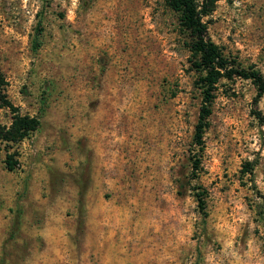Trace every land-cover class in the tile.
<instances>
[{"label":"rangeland","instance_id":"rangeland-1","mask_svg":"<svg viewBox=\"0 0 264 264\" xmlns=\"http://www.w3.org/2000/svg\"><path fill=\"white\" fill-rule=\"evenodd\" d=\"M203 20L264 81V0ZM194 60L166 0H0L1 98L40 118L1 147L0 264H264V95L220 79L194 155Z\"/></svg>","mask_w":264,"mask_h":264},{"label":"trees","instance_id":"trees-1","mask_svg":"<svg viewBox=\"0 0 264 264\" xmlns=\"http://www.w3.org/2000/svg\"><path fill=\"white\" fill-rule=\"evenodd\" d=\"M217 1L218 0H166L169 8L179 15L180 27L191 37V51L195 57V60L192 62V67L200 74L198 85L201 89L202 99L192 138L194 155L202 151L203 133L207 118L210 114L209 105L213 98L212 93L220 79L239 77L241 79L251 80L258 89V96L264 95V81L261 74L252 69L229 66L228 60L222 55L219 48L206 37L207 26L203 18L211 13ZM39 31L40 30H37L35 36L36 43L40 35ZM3 84L4 80L0 73V101H2V103H4L3 105L12 113L10 126L0 127V151L2 145L4 147L9 144L15 145L28 138L40 125L39 117L19 114L16 108L1 98ZM43 113L44 110L41 111L40 115H43ZM193 157L192 174L195 175L199 167V160L195 156ZM10 158L11 155H8L6 168L12 171L17 162L10 160ZM250 181L253 180L251 179ZM205 193V190L202 189L200 192L194 190V197L197 205L202 211L205 207ZM262 219L264 223V218Z\"/></svg>","mask_w":264,"mask_h":264}]
</instances>
